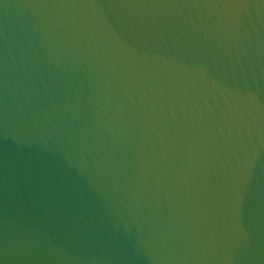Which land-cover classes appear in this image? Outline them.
Wrapping results in <instances>:
<instances>
[{"label": "water", "instance_id": "water-1", "mask_svg": "<svg viewBox=\"0 0 264 264\" xmlns=\"http://www.w3.org/2000/svg\"><path fill=\"white\" fill-rule=\"evenodd\" d=\"M0 264H264V0H0Z\"/></svg>", "mask_w": 264, "mask_h": 264}]
</instances>
